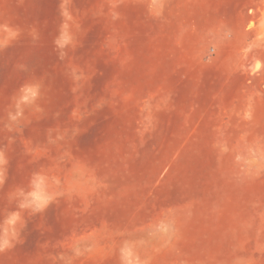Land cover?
I'll return each mask as SVG.
<instances>
[{"label":"rangeland","instance_id":"1","mask_svg":"<svg viewBox=\"0 0 264 264\" xmlns=\"http://www.w3.org/2000/svg\"><path fill=\"white\" fill-rule=\"evenodd\" d=\"M0 150L63 193L0 264H264V0H0Z\"/></svg>","mask_w":264,"mask_h":264},{"label":"clouds","instance_id":"2","mask_svg":"<svg viewBox=\"0 0 264 264\" xmlns=\"http://www.w3.org/2000/svg\"><path fill=\"white\" fill-rule=\"evenodd\" d=\"M58 49H64L69 44L66 36H58L54 41ZM63 59L65 53H59ZM23 70V67H21ZM39 98L38 89L30 84H22L12 101V110L7 113L6 128L9 132L22 130V121L25 110L34 105ZM8 158L4 151L0 150V187L8 176ZM58 182L41 171L33 172L26 186H16L10 190L8 202L13 205L6 212L0 213V251L9 249L21 242L22 233L27 226L28 217L45 212L50 205L63 195L60 191H54L53 185ZM122 264L126 262L122 259Z\"/></svg>","mask_w":264,"mask_h":264}]
</instances>
